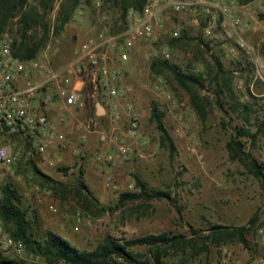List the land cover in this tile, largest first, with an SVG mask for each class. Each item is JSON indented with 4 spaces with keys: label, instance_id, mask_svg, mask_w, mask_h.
<instances>
[{
    "label": "rangeland",
    "instance_id": "1",
    "mask_svg": "<svg viewBox=\"0 0 264 264\" xmlns=\"http://www.w3.org/2000/svg\"><path fill=\"white\" fill-rule=\"evenodd\" d=\"M97 1L100 6H97ZM60 0H53L42 8L39 0H29L38 6L42 18L39 24L27 34L37 38L44 33L43 23H54ZM123 0H81L65 27L56 36L47 38L38 53L46 52L54 67H61L73 57L79 45L99 29L110 33L121 30L125 22L122 16ZM232 18L237 20V31L254 49L247 53L244 49H231L233 35L226 40L203 37L201 27L187 13L174 15L168 26L179 30V40L167 39L163 44L153 46L157 51H165L164 59L176 67L202 74L203 86L192 88L200 96L207 97V117L201 120L190 100V93L182 87L169 68L161 67L160 72L151 69V46L143 42L130 51L126 64L125 81L131 85L129 99L137 113L138 150L123 162L95 161L94 155L103 152L113 142H127L123 134L129 125V116L122 108V118L112 119L105 112L103 102L91 95L92 87L84 84L88 95L86 106L81 110L67 112L59 108L66 122L58 130L64 135V142L53 140L44 153L28 154L24 149L20 160L13 164L0 163V186L12 182L21 194V205L34 209L38 216L36 233L51 229L82 249L95 247L110 234L118 238H132L151 232L168 231L184 235L190 239L182 249L181 245L167 251L169 264H220L225 257L231 264H264V243L259 238V229H264V192L259 181L241 163L230 159L225 143L231 134V125L241 124L231 103H247L253 110L251 120L264 113V0H236L228 7ZM51 32V31H50ZM21 38L18 17L11 18L0 40ZM37 53V54H38ZM219 59L223 67L232 72L231 86L236 91L232 100L226 92L214 90L213 79ZM156 61H163L159 59ZM161 75L167 83V91L173 101H166L137 83L140 77ZM222 101L220 108L216 100ZM153 101L164 112L162 119L171 135L175 150L170 153L167 145L160 142V133L150 118ZM100 102L104 113L98 115L96 103ZM241 105L237 109H241ZM184 115L181 123L174 119L176 112ZM227 111V113H225ZM78 122L84 126L78 127ZM180 128L182 135L176 133ZM57 129V126H56ZM255 126H251V131ZM101 136H104L101 139ZM17 137L0 134V144L20 145ZM63 145V146H62ZM192 146L194 150L191 149ZM247 148L264 164V134ZM52 150V153L49 152ZM56 155L51 163L39 160L42 156ZM62 155H69L70 161H63ZM38 159V160H36ZM36 165L51 175L60 185L48 184L33 170ZM67 166V170L58 167ZM83 170V179L90 190L89 200L77 193V175ZM111 176L110 183L106 176ZM135 177L144 182L147 190L163 189L172 199H146L137 197L118 203L123 191H139ZM103 206L108 207L102 209ZM178 208L180 215L177 214ZM250 218L254 223L245 234L247 244L236 236L222 238L216 242L203 235H210V226L221 224L230 227L245 225ZM193 229L201 236H193ZM199 247L204 249L196 251ZM144 250V247H135ZM8 257L23 260L24 264H43L26 251L21 255L3 252Z\"/></svg>",
    "mask_w": 264,
    "mask_h": 264
},
{
    "label": "built area",
    "instance_id": "2",
    "mask_svg": "<svg viewBox=\"0 0 264 264\" xmlns=\"http://www.w3.org/2000/svg\"><path fill=\"white\" fill-rule=\"evenodd\" d=\"M236 0H145L141 10L129 9L120 31L110 33L103 29L89 35L76 49L71 60L61 67H54L46 52L31 58H20L13 54L11 39L0 40V134L16 136L20 145L0 144V163L13 164L20 160L22 152L44 153L51 141L64 142V135L58 131L48 116V106L58 102L60 107L71 112L84 109L88 95L85 82L92 87L91 95L103 102L105 112L116 120L122 115V108L129 116V125L123 134L127 142H113L105 151L97 152L94 160L123 162L130 158L134 150L140 154L137 143V113L129 99L131 85L125 81L126 64L130 51L135 46L148 43L151 46V60L167 59L168 53L157 51L153 46L163 44L167 39L179 36L174 25L168 21L174 15L187 13L201 27L205 38L226 40L233 35L231 49H244L253 53L254 49L239 35L237 20L228 11ZM97 6L100 2L97 1ZM231 34V35H230ZM137 83L166 101H173L167 91L166 80L159 74L140 77ZM175 122L181 123L184 115L178 111ZM78 127H83L78 122ZM176 133L182 135L181 129ZM194 150V147L192 148ZM111 176H106L110 183ZM259 238L264 243V229H259ZM0 251L21 255L24 244L9 236L0 220ZM220 264H231L222 257Z\"/></svg>",
    "mask_w": 264,
    "mask_h": 264
},
{
    "label": "trees",
    "instance_id": "3",
    "mask_svg": "<svg viewBox=\"0 0 264 264\" xmlns=\"http://www.w3.org/2000/svg\"><path fill=\"white\" fill-rule=\"evenodd\" d=\"M52 1L39 0V4L44 9ZM144 2L145 0H123L122 16L125 17L127 11L131 8L141 10ZM80 3L81 0H60L51 30L49 23H43L44 33L37 38L36 35L27 34V31L40 23L42 13H40L38 6L29 3V0H0V32L3 31L11 18L17 16L21 25V38L18 42L13 40L12 52L20 58L34 57L47 38L60 33ZM177 40H179L178 36L171 38L172 42ZM261 50L264 57V45ZM215 62L217 69L211 80L212 82L214 80L215 92H226L232 100H235L237 97L236 91L231 86L233 71L225 69L219 59H216ZM150 66L155 73L160 72L161 67L169 68L178 84L190 93L191 104L200 119H206L208 112L206 109L207 97L200 96L192 88L193 86L204 85L201 73L197 74L183 70L164 60H154ZM216 103L220 108H223L222 101L217 99ZM152 104L150 118L160 133L161 144L167 145L172 154L175 145L164 125L162 119L164 112L159 109L157 102L153 101ZM241 104V109L238 110L237 106ZM231 108L236 111L241 124L231 125V134L225 143L226 150L231 160L238 161L255 176L264 192V164L259 162L247 148V141L253 143L259 135L264 134V113L262 117L256 116L251 120L250 113L253 110L247 103L237 101L231 103ZM251 126H255L254 131H251ZM11 137L16 136L11 135ZM58 169L64 171L68 167L61 166ZM33 170L48 184L62 186V183L36 165L33 166ZM76 182L77 193L82 194L86 200H89L91 192L83 179L82 169L79 170ZM135 185L139 188V191L121 192L116 206L125 201L134 200L139 196L146 199H172L170 193L166 190H147L144 182L140 181L138 177H135ZM107 208L106 206L102 207L104 210ZM176 210L177 214L180 215V210L178 208ZM0 220L4 231L12 238L21 241L24 244L25 251L39 258L43 264H169L167 251L180 245L183 249L190 240L186 239L184 235L171 234L168 231L151 232L128 239L108 234L91 249L78 248L61 234L51 229L36 233L38 228L37 213L34 209L22 207L21 194L12 182H5L0 186ZM254 221V218H250L247 224L235 227L213 224L210 226V235H203L202 238L204 240L211 238L218 242L222 238L236 236L242 243L247 244L245 234L251 230ZM189 227L192 237L201 236L199 231L193 229L191 225ZM135 247H144V250H135ZM202 249L204 247H199L194 252L196 253ZM0 264H24V261L8 257L0 251Z\"/></svg>",
    "mask_w": 264,
    "mask_h": 264
},
{
    "label": "crops",
    "instance_id": "4",
    "mask_svg": "<svg viewBox=\"0 0 264 264\" xmlns=\"http://www.w3.org/2000/svg\"><path fill=\"white\" fill-rule=\"evenodd\" d=\"M59 108H61V107H60V104L58 102H54L53 104H51V105L48 106V116H49V119L53 123V125H54L55 128L57 126V130H60L63 127V125L65 123H67L66 122V119L65 118H62V117L60 118V120H62V121L61 122L58 121L59 120L58 119V115L62 116L61 113L59 112ZM122 117H124V116H122ZM103 138H104V136H101V139H103ZM49 152L52 153V150L49 151ZM38 154H40V153H38ZM55 156H56L55 154L53 156L52 155L50 156V155L47 154L46 157L42 156L41 158H39V160L43 161L45 164H49V163H51V160L53 159L52 157H55ZM36 160H38V159H36ZM62 160L68 162V161L71 160V157L69 155H62Z\"/></svg>",
    "mask_w": 264,
    "mask_h": 264
},
{
    "label": "water",
    "instance_id": "5",
    "mask_svg": "<svg viewBox=\"0 0 264 264\" xmlns=\"http://www.w3.org/2000/svg\"><path fill=\"white\" fill-rule=\"evenodd\" d=\"M96 112L98 113V115H101L104 113V108L100 102L96 103Z\"/></svg>",
    "mask_w": 264,
    "mask_h": 264
}]
</instances>
